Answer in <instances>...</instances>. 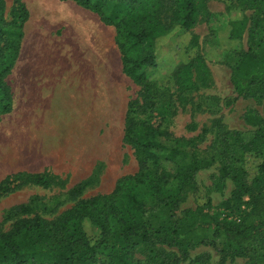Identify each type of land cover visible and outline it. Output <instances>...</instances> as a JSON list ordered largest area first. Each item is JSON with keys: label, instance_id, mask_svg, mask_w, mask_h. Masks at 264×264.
<instances>
[{"label": "rangeland", "instance_id": "obj_1", "mask_svg": "<svg viewBox=\"0 0 264 264\" xmlns=\"http://www.w3.org/2000/svg\"><path fill=\"white\" fill-rule=\"evenodd\" d=\"M140 1L138 8L170 23L177 0ZM195 1L194 24L187 30L175 25L155 41L156 66L148 72L155 105L144 109L142 86L122 71L114 24L73 0H4L0 27L6 38V29H19L22 37L17 53L4 50L0 64L10 94V110L0 112V232L34 215L54 229L79 200L109 195L117 179L133 176L137 157L124 136L129 115L160 132L145 140L155 153L147 173L161 190L147 180L121 185L105 212L110 237L96 264H105L111 247L124 249V264H150L151 257L174 264H264V233L231 256L213 226L204 236L194 232V221L205 225L206 216L247 221L244 189L263 178L264 84L245 96L231 77L239 54L264 55V0ZM244 19L241 34L231 35V24ZM188 60L192 85L180 90L172 71ZM193 159L200 168L182 181L178 176ZM33 174L40 179L33 181ZM237 184L240 199L231 197ZM19 205L30 211L16 214ZM167 222L180 224L178 247L155 239ZM81 224L88 242L97 243V224L88 217ZM124 225L137 234L122 232ZM143 232L147 241L139 237ZM62 235L51 231L44 242L26 235L21 242L32 249L27 264H58L49 253L63 249ZM199 237L210 244H198Z\"/></svg>", "mask_w": 264, "mask_h": 264}, {"label": "trees", "instance_id": "obj_2", "mask_svg": "<svg viewBox=\"0 0 264 264\" xmlns=\"http://www.w3.org/2000/svg\"><path fill=\"white\" fill-rule=\"evenodd\" d=\"M77 5L96 13L100 20L105 24H114L117 29V35L120 36L118 47L121 54V66L123 73L133 82L139 84L143 88L144 109L155 105L150 89L149 70L156 66V45L157 37L165 35L175 25L184 29L190 28L196 19L197 4L195 0H177L176 7L172 12L170 23L165 25L161 23L150 11L138 8L141 4L140 0H73ZM254 1V0H253ZM18 3L21 12L26 13L23 4ZM111 9V10H109ZM4 10V0H0V24H3L2 13ZM109 10V11H108ZM121 10H124L122 13ZM5 25V23H4ZM245 27V19L231 24L230 34L238 36ZM9 38L5 37V31L0 27V40L4 43L0 44V64L4 56V50L10 49L13 53H17L18 43L22 37V31L19 29H6ZM10 30V31H9ZM8 37V36H7ZM192 67L193 60L179 63L172 71V77L175 80L177 88L180 90L187 89L192 85ZM7 68L0 66V112L10 110V94L7 87L4 86L2 77ZM232 82L234 89L238 93L245 96H253L252 90L256 85L264 84V55L253 53L250 50L242 52L238 55V61L233 68ZM144 123L136 121L133 117L127 115L124 136L131 144L137 157V172L130 177H121L117 179L114 190L109 195L93 196L88 199L79 200L76 204L74 212L63 218L58 227L54 229L40 216L34 215L31 218H23L15 221L9 230L0 232V264H27L28 258L32 253V249L26 246L25 242H21L26 235L35 239H42L44 242L50 238L51 231H59L63 235L60 237L63 249L51 253L50 255L58 264H96L97 254H101L104 246L108 243L110 231L108 227V214L106 210L114 206L116 192L120 191L121 185L127 182L134 184H142L147 180L148 185L157 188L158 184L149 178L146 163L148 160L155 159V153L150 150L146 140L149 137L158 135L160 132L157 128L151 126L141 127ZM199 161L193 159L186 167L185 172L177 176L182 181H187L191 175L200 168ZM260 175L262 179H256L254 187L246 188L244 191L248 195L246 204L249 208L248 219L240 222L228 220H214L206 216L205 225H200L196 221L194 232L196 235L205 234L208 227L213 226V236L220 233L225 238L227 254L231 256L241 255L243 253V245L253 237H260L264 233V162L260 164ZM33 181H38L40 175H31ZM158 186V187H157ZM80 187L76 185L70 192L75 194ZM263 187V188H262ZM242 185L237 184L232 192L231 197L240 199L238 191ZM134 199L133 195H130ZM30 211L28 205H19L15 209V213H27ZM197 211V210H196ZM195 211V212H196ZM99 212V213H97ZM193 212V213H195ZM88 217L100 228V238L97 243L90 244L82 228V219ZM122 220V219H121ZM126 222L125 220L123 223ZM121 231L129 234H137L135 229L131 227H120ZM180 224L172 222V226H168V222L160 226L154 236L159 244L167 246H180L179 232ZM142 241H147L146 233H139ZM198 244H210L206 237L197 240ZM264 244V243H263ZM121 248H125L124 246ZM109 253H105V264H124L127 260L124 249L119 252L117 249L110 248ZM150 264H174V261L157 260L151 257Z\"/></svg>", "mask_w": 264, "mask_h": 264}]
</instances>
